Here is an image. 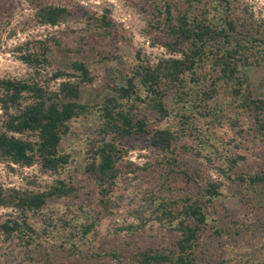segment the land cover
Listing matches in <instances>:
<instances>
[{
	"label": "trees",
	"instance_id": "trees-1",
	"mask_svg": "<svg viewBox=\"0 0 264 264\" xmlns=\"http://www.w3.org/2000/svg\"><path fill=\"white\" fill-rule=\"evenodd\" d=\"M143 1L151 42L169 56L152 64L135 50L100 104L80 101L82 83L92 81L85 63L73 61L72 72L56 69L51 79L60 80L54 88L35 78L38 68L50 64L52 49L72 50L65 43L26 42L17 47L19 59L34 76H0V162L37 164L60 175L44 191L0 185V208L16 212L0 218V253L8 247L32 264H63L66 251L94 255L101 214L117 205L118 165L128 141L145 136L154 159L145 167L151 169L149 187L138 191L145 199L140 223L130 227L138 231L157 221L169 236L127 257L114 252L117 264H264V253L257 261L232 250L229 242L250 230L264 241V225L247 215L258 217L264 209V97L254 92L251 79V69L264 67V21L256 20L243 0ZM80 13L90 41L126 40L109 10ZM70 15L63 5L38 2L35 21L53 26ZM92 110L99 121L83 144L87 179L75 185L65 180L71 159L59 145L72 123ZM186 156L213 165L235 187L240 221L225 205L222 180H202L200 167ZM50 197L65 200L60 214L42 212Z\"/></svg>",
	"mask_w": 264,
	"mask_h": 264
},
{
	"label": "rangeland",
	"instance_id": "rangeland-1",
	"mask_svg": "<svg viewBox=\"0 0 264 264\" xmlns=\"http://www.w3.org/2000/svg\"><path fill=\"white\" fill-rule=\"evenodd\" d=\"M243 1L249 6L256 20L264 21V0ZM38 2L63 5L69 9L71 15L57 25H41L35 21ZM84 8L97 14L109 10V16L125 32L126 40L117 45H114L109 38L96 37L94 41H90V33L86 31V23L80 13ZM146 26L143 0H0V76L23 79L34 76V69L19 59L20 50L17 47L26 42L33 45L41 40L49 42L51 46H55L57 42L65 43L72 50L60 53L52 49L48 53L50 64L38 68L39 74L35 78L40 82H47L51 88H54L60 79H51L53 72L58 68L72 72L71 63L80 61L86 64L92 77L91 82L82 83L80 101L91 106L100 104L104 96L109 93V86L119 81L118 71L127 67L126 64L135 50L140 49L152 64L160 57L169 56L163 46L152 44ZM251 79L254 92L264 97V67L251 69ZM168 105L172 108L170 101ZM98 121V113L92 110L86 117L74 121L70 133L62 138L59 150L69 154L71 159L64 175L66 182L71 181L75 185H80L87 179L82 149L85 138L93 136ZM167 121L170 122L171 117ZM155 124L156 122L150 119L149 126L153 127ZM128 142L127 153L118 165L117 205L110 213L101 214L98 223L99 242L96 244L100 243V248L88 258H84L80 253L72 254L66 251L61 258L63 264H117L116 258L112 256L114 252L127 257L154 243L167 241L169 234L157 221H149L144 229L138 231L130 227L138 226L140 223L138 212L144 208L145 199L138 191L140 188L149 187L147 178L151 169L145 167L154 159V154L147 147L145 136L132 137ZM186 159L187 163H194L200 167L202 180L208 177L222 180L225 205L230 210L231 216L233 215L232 219L240 221L243 213L240 211L241 206L235 201L234 194L237 193L235 187L218 176L213 165L204 162L203 159L196 156H186ZM213 163L218 165L219 161L214 160ZM249 163L255 164V159L250 154ZM59 177L60 175L56 173L41 171L37 164L20 167L14 164L8 166L0 162V185L6 189L44 191L55 184ZM65 203L64 199L50 197L43 206L42 212L60 214L65 208ZM7 214H16V212L13 208H0V218ZM220 215L225 218L224 212ZM247 215L254 224L264 225V209H261L258 217L249 213ZM232 229L236 228L232 227ZM254 232L247 231L242 237L235 235L229 238V242L230 246L234 247L232 250L246 252L252 259L260 261L264 253V241L257 230ZM7 248L0 253V264L33 263L26 255Z\"/></svg>",
	"mask_w": 264,
	"mask_h": 264
}]
</instances>
